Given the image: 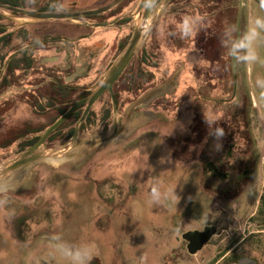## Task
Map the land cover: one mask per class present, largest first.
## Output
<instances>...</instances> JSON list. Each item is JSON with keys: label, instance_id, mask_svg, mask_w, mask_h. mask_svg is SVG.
I'll list each match as a JSON object with an SVG mask.
<instances>
[{"label": "rangeland", "instance_id": "374dc122", "mask_svg": "<svg viewBox=\"0 0 264 264\" xmlns=\"http://www.w3.org/2000/svg\"><path fill=\"white\" fill-rule=\"evenodd\" d=\"M46 1L27 0L33 6H41ZM109 1L58 0L59 8L64 9H91ZM135 1L122 0L112 8H117V13L123 14L131 9ZM244 1L249 3V32L258 33L255 40L248 45V55L255 53L257 59L254 62L245 60L241 63L242 68L247 69L246 85L254 104L250 107L247 95L235 85L230 97L229 111L233 118L227 115V106L224 111L219 112L224 116L219 115L217 119H230L226 121L230 122L231 132L234 133L232 140L225 146H229L233 151L231 163L234 165L231 167L228 164L231 167L227 173L228 177H220L224 176L221 170L215 175L207 174L210 176L209 182L219 183V188L211 190L200 185V166L193 157L195 155L184 154L178 140L171 139L174 135L184 132L187 123L184 117L186 123L178 118L166 128L162 126V133L167 129L170 135L167 142L164 140L166 144L162 143V138H153V133L144 127L143 131L140 129L134 134L132 132L121 145L109 144L94 149L84 160L62 165H36L27 176L28 183L30 186L34 184L36 192L26 198V203L0 193V264H74L75 251L83 247H87L91 252L86 264H211L213 258L224 251L225 255L241 253L242 256L256 258V264H264V207H261V214L259 211L255 214L259 206V196L264 191V25L256 27L257 22L264 23V0ZM163 8L158 12L156 19ZM108 12L86 16H110ZM121 15L118 24L95 28L99 31L110 28L114 35L116 32V40L106 46L103 63L98 61L104 53V43L95 45L94 54L97 60L92 63L88 75L82 79L83 82L89 83L91 88L98 83L101 74L123 48L117 45L118 42L123 40L125 45L130 36L132 18ZM128 18L130 20L126 28H113L126 26ZM1 22L8 26L11 24V29L17 28L28 33L30 36L26 43L29 40L32 43V48L28 45L30 48L26 54L34 59V68L29 69L27 73L23 70L15 72L11 77L24 79L25 86L39 81L41 77L36 73L35 67L38 64L35 58L40 52L35 48L36 42L45 32L55 33L60 25L58 23L63 21H38L13 26V22L5 17ZM177 23V19L172 16V21H164V18L160 17L155 26L152 25V31L150 29L136 55L145 47L150 58L156 63L152 68L156 78L146 84L139 80L141 87L138 93L130 95L122 92L124 101L137 95L140 97L146 90L157 85L159 76L175 69L180 70L181 64L188 70H195V46L189 44L181 47L177 35L166 33L167 27L178 33L180 25ZM22 44L17 38L11 42L14 46ZM44 87L46 86L43 85L38 90L44 93ZM26 88L28 91L25 93L34 98L31 91L33 88ZM243 96L248 110V114L244 113V118L245 108L240 102ZM107 100L105 95L96 102L93 107L96 115L99 116L101 106ZM24 102L22 100L20 104L1 114L0 141L3 136L8 139L19 132H33L48 125L57 114L54 109L35 111L28 100ZM168 103L169 99H165L161 106L164 107ZM190 104L193 107L197 105L195 102ZM181 107L185 109L187 103H181V106L178 104V110ZM105 124L106 128H111L110 119ZM218 125L217 128L221 129L222 123L219 122ZM103 129L97 119L93 127L95 132L79 137H89L94 133L100 135L99 131ZM59 134L48 144H43L44 147L49 149L67 146L70 140H65L63 131ZM103 151L105 153L100 155ZM15 156L12 155L6 160ZM90 156L91 159L87 161ZM221 159L222 157L219 161ZM248 165L252 168V178L250 181L245 178L239 180L240 170L246 172ZM81 167L86 169L77 170ZM112 183L118 185L114 186ZM98 185L104 195L113 196L111 202H108L111 199L106 201L101 196ZM154 191L157 193L155 200ZM39 208L42 210L40 223L44 226L40 229L43 234L39 236H33V229L19 232L20 229L12 226L13 222L5 224V218L9 215L29 212L35 216ZM50 218L54 221L59 219L53 224L54 227L47 229L45 222ZM205 221H210L216 227V232L201 249L189 254L181 234L191 226L200 227ZM30 224L31 222H27L26 227L30 228ZM43 230L51 232L46 233Z\"/></svg>", "mask_w": 264, "mask_h": 264}, {"label": "flooded vegetation", "instance_id": "af4514ba", "mask_svg": "<svg viewBox=\"0 0 264 264\" xmlns=\"http://www.w3.org/2000/svg\"><path fill=\"white\" fill-rule=\"evenodd\" d=\"M159 1L161 0H156V3ZM238 4L239 0H168L163 10L158 15L153 27L160 17L164 18V21L168 19L172 21V16L174 19H177V24L180 25L179 32L177 33L176 30H170V27H167L166 33L173 36L177 35L179 40L178 42L181 47L189 44H193L195 46V70H188L187 67H183L181 64V69L179 70L176 77V84L173 91L154 95L145 105L133 107V110H131L132 114H140L146 118V121L142 125H139L132 134H134L136 131H139L140 129L142 130V128L144 129V127H147V130L150 133H153V138H162L161 141L163 144L165 141L167 142V139L170 138V135L167 133V129H165L166 131L162 133L160 130L162 129V126H164L163 128H166L175 120H178V118L183 120L184 117L187 121L186 123L185 120H183V122L186 123L184 132L174 135L171 137V139L173 138L178 140V143L184 151V154L195 155L193 157L200 166L199 177H201L200 180L202 181L200 185L211 190H214L215 187L219 188L218 186H220V184H213L209 182L210 176L207 174L210 173L211 175H215L216 173L218 174L219 170H221L223 171L224 176L220 177H226L228 175L227 173L234 165V163H231L233 162V151L229 146L225 148V146L232 140L234 133L231 132L229 125L230 122L226 121L227 117L226 119H220L221 121L217 119L219 115H223L219 112L224 111V108L227 106V115L232 117L231 113H229L231 110L230 97L232 95V91L235 89V85H237L240 88V91L247 95V98H249V102H247L249 103L248 105L251 107L254 104L250 97L248 86L246 85L247 78L245 77V74L247 69L246 67L242 68L241 66V63L245 62L242 57L248 55L249 53L248 47L246 49L239 50L233 49L234 42L237 40L242 41L243 38L249 33L250 27L249 9H247L249 8V3L241 0L240 7ZM108 11V13L111 14L110 16H99L96 18L82 16L81 18L87 21L86 24H78L68 20H61L63 22L58 23V25H60L55 32L58 34L46 32L42 34L35 45L36 50L40 52V54L35 58L38 64L35 69L37 70L36 73L41 77V79L25 86V84H23L24 79L22 80L20 77H11L14 74H7L4 79L2 75L0 79V95L3 94L8 96H1L0 98V116L2 113L12 109L16 104H20L22 100L25 102L28 100L35 111L52 109L58 111L62 107V101L66 99H74V97L81 93V91H87L86 94H88L91 90V85L89 83L83 82L82 79H84V77L91 71L92 63L96 59V55L94 54L95 45L99 42L104 43V53L100 55L98 61V63H103L102 60L105 55V51L107 50L106 46H110V43H114L116 40L115 32L114 38L109 44L106 43L107 41L104 42L100 38V34L105 30L99 31V29L92 28L88 24L100 21H110L116 18L117 20L115 23L118 24L120 21L119 15L122 13H117V8H112ZM129 20L130 18H128V23L126 26L113 28H118L119 30L126 28L129 24ZM169 25L172 26L171 23H169ZM109 29L110 28L107 30ZM43 31H45V29H43ZM21 33L22 37L17 38L19 39V42L25 38L29 39L30 35L28 33L23 31ZM150 34L151 33H149V35ZM192 37L194 38L192 39ZM121 41H119L117 44L118 46H121L120 48H122L124 45L123 40ZM26 48L27 47L25 46L22 47V49ZM9 55L10 58L14 56L15 58H21L23 61H21L22 63L20 64V68L15 69L14 73L21 72V67H24V64L27 60L31 61L32 65L30 69L34 68V59L32 56H28L27 54L21 55L19 52L16 54L10 53ZM131 60L114 81L111 86V90H105L90 105L86 117L81 122L76 133V138L80 135L95 132L93 127L96 125L97 119L104 128L102 131H99L100 134L110 131L113 128V101L117 112V124H120L122 118L126 116V109L130 107L135 99H137L138 95L131 97L128 101H124L122 92L133 95L138 93L140 90V88L137 86L138 74L131 65ZM180 61L182 62V59H180ZM172 72H174V70ZM172 72L159 76V80L156 81V84L165 81ZM154 77L156 78L153 72V76L150 81ZM130 78L131 81H133L129 83L128 80ZM238 80L239 84H237ZM43 85L46 86L44 87L46 90H44V93L41 90H38L39 87ZM27 86H31L33 88L31 91L34 93V98H32L30 95L28 96L25 93L28 91L26 88ZM36 89L38 91L34 92ZM176 91H178L177 94ZM105 95H107L108 100L102 104L101 113L98 116L95 114V112H93V107L96 102ZM165 99H169V103L163 107L161 104ZM192 101L197 104L195 107L190 104H193ZM240 102L245 108L244 110L242 109L244 118V113L248 114L244 96ZM181 103H187V107H185V109H182L181 107V109L178 110V104L181 106ZM77 108L80 109V114L78 116L79 118L84 109V104H79L73 111H75ZM193 108L195 109L192 110ZM106 113L108 114L107 117H105ZM77 119L72 124V132L67 138H65V140L69 141L73 135L74 124ZM109 119L111 120L110 129L105 127V123ZM219 122L222 123L221 129L217 128L219 126ZM82 125L84 126L83 128ZM69 127L71 126L68 125L65 128H62L55 137L60 135L59 133L62 131V135L64 137V133L68 131ZM216 130H220V134H217ZM157 132L162 134H157ZM34 134L35 131L29 133V135L23 131L19 132L12 138L10 137L6 139L5 136H3V139L0 141V163L12 155L15 156L18 152L27 147L24 146L20 148V145L25 143L27 139H29V137ZM47 138L44 141L45 145L48 144ZM239 138L243 140L241 136H239ZM127 139L128 137L121 142L114 144V146L121 145L122 143L126 142ZM104 153L105 151H103L100 155H103ZM241 156L242 155L239 157L241 158ZM91 157L92 156H90L87 161H89ZM220 157H222V159L219 161ZM228 164H230L231 167H229ZM85 169V167L77 168V170ZM240 175L241 177L239 180L245 178L246 181H250V178H252L251 166H249V169L246 170V172H241L240 170ZM204 177H206V179ZM104 181L107 180L104 179ZM113 185L117 186L118 184ZM197 185L198 184H196V186ZM98 189L99 193L105 198L106 201L110 199L111 200L108 202L112 201L113 196L110 197L104 195L99 185ZM35 192L36 187L33 184L29 188L21 189L19 191H15L14 193L7 192L4 194H6L9 198L13 197V199L15 198L26 203L28 201L26 198H30ZM13 201L16 202L15 200ZM41 211L39 208L36 211L37 214H34L35 216L29 212H19L18 214L9 215L7 218H5V224L9 225L13 222L12 226L20 229L19 232H22L26 229H33V236H39L40 234H43L42 230L40 229H43L44 227H42L40 223ZM58 219H55V221L52 220V218L48 219L45 222V227L47 229L54 227L53 224H56ZM27 222H31L30 228L26 227ZM207 223L210 224V221H205L203 225ZM203 225H201L199 228H194L195 226H191L186 230H200L202 229ZM43 231L46 233L49 232V230ZM182 240L184 241L185 246L186 241L184 239Z\"/></svg>", "mask_w": 264, "mask_h": 264}, {"label": "water", "instance_id": "95a60500", "mask_svg": "<svg viewBox=\"0 0 264 264\" xmlns=\"http://www.w3.org/2000/svg\"><path fill=\"white\" fill-rule=\"evenodd\" d=\"M121 1L122 0H110L102 6L91 9L55 8L50 10L22 8L0 2V16L10 19L13 22V26L50 20H69L79 24H86L87 21L82 19V16L106 12ZM167 1L168 0H161L156 3V0H136L131 9L121 15L122 17H131L133 21L132 31L123 48L115 56L108 68L104 70L100 80L91 88L88 94L75 100L51 124L42 129L36 141L18 152L15 157L0 163V193L15 192L29 188L31 184L28 183L29 178L27 176L29 171L36 165L43 163L62 165L72 161L84 160L94 149L124 140L139 125H142L146 121L145 116L131 113L133 107L145 105L154 95L173 91L179 69H175L165 81L146 90L138 97L137 100L126 109L127 114L122 118L120 124H117V112L113 101V128L110 131L100 135L94 133L89 137H75L81 122L86 117L90 105L105 90H111L114 81L129 63L131 58L136 55L141 48L148 32L156 20L158 12L164 7ZM240 3L241 0H239V7ZM116 20L117 18L110 21L89 23L88 25L92 28L110 27L115 25ZM6 27L9 29L11 28L10 25ZM9 58L10 55L0 68V79L5 72ZM1 96L7 97L8 95L1 94L0 98ZM79 104H84V109L74 124V131L70 138V143L65 147L45 148L43 144L47 136L58 127ZM215 232L216 227L213 224H206L200 230L192 229L182 232L181 237L186 241L185 247L187 252L189 254L197 252L204 243L210 240ZM237 264H256V261L251 257L242 256L238 259Z\"/></svg>", "mask_w": 264, "mask_h": 264}, {"label": "trees", "instance_id": "16d2710c", "mask_svg": "<svg viewBox=\"0 0 264 264\" xmlns=\"http://www.w3.org/2000/svg\"><path fill=\"white\" fill-rule=\"evenodd\" d=\"M0 2L2 3H6L12 6H16V7H22V8H33V9H41V10H50V9H55V8H59L60 4L58 2V0H47L43 5L41 6H33L30 5L27 0H0ZM5 17L0 16V53H1V60H0V68L3 64V62L6 60L7 56L10 53L16 54L17 52H19L21 55H26L27 51H28V45L32 44L29 40V42L26 43V41L28 40V38L22 39L20 43H23L21 46H14L11 45V42L14 38H20L22 37V34L20 33L21 30L20 29H9L7 28L5 23L1 22L2 19H4ZM11 25V24H10ZM26 46V49H22V47ZM6 48V49H5ZM22 49V50H21ZM151 56L147 53V51L145 50V47H143L139 53V55H135L132 60H131V65L134 67L135 71H137L138 74V81H142L145 84L148 83L150 81V79L153 76V72L154 70L152 68H154V66H156V63L153 62L152 58H150ZM20 60V61H19ZM21 58H15L14 56H12L6 66L5 72L3 74V79L6 77L7 74H14V70L17 68H20V64L23 62H21ZM31 61L27 60L24 64V67H21V69L23 71H25L26 73L28 72V70L31 67ZM129 83L132 82L131 78L128 80ZM136 84V83H135ZM137 86L140 88L141 85L138 83ZM87 93V91H81V93L77 94L74 99H66L64 101H62V107L57 111L56 116L51 120L50 123H52L59 115H61L71 104L74 100L82 98L83 96H85V94ZM108 113V112H107ZM105 115V117H107V114ZM80 114V109L77 108L75 111H73V113L61 124L59 125L53 132H51L47 138V141H52L53 139H55L56 134L66 125H70L71 127H69L68 131L66 133H64V138H67L70 133L72 132L73 128H72V124L73 122L78 118ZM49 123V124H50ZM47 126V125H45ZM45 126H41L39 128H37L35 131V134L30 136L29 139H27V141L23 144L20 145V148L24 147V146H28L31 143H33L34 141H36V139L39 136V133L41 132V130L45 127ZM84 126L82 125V128ZM81 128V129H82ZM28 132L27 134L29 135ZM259 206H257V209L255 211V214L259 211V214H261L262 212V206L264 207V191L260 194L259 196ZM225 251L221 254H217L215 256V258H213L211 264H237V261L240 257H242L241 253H231V254H226L225 255ZM255 261H257L256 258Z\"/></svg>", "mask_w": 264, "mask_h": 264}, {"label": "clouds", "instance_id": "9594fccd", "mask_svg": "<svg viewBox=\"0 0 264 264\" xmlns=\"http://www.w3.org/2000/svg\"><path fill=\"white\" fill-rule=\"evenodd\" d=\"M262 25H264V23L262 22H257L256 23V27H261ZM258 35V33L256 31H250L244 38L243 40H237L234 42L233 44V49L234 50H239V49H246L248 47V45L255 40L256 36ZM242 59L250 61V62H254L257 57L255 55V53L243 56ZM217 134H220V130L217 131ZM157 197V193L154 191L153 192V198L154 200ZM91 255L90 249H88L87 247H83V248H79L75 251L74 256H73V260H74V264H86V261L89 259Z\"/></svg>", "mask_w": 264, "mask_h": 264}, {"label": "crops", "instance_id": "0c3cea01", "mask_svg": "<svg viewBox=\"0 0 264 264\" xmlns=\"http://www.w3.org/2000/svg\"><path fill=\"white\" fill-rule=\"evenodd\" d=\"M101 36H100V38L105 42V41H107L106 43H110L111 42V40L114 38V32L112 33L111 31H109V30H105L104 32H102L101 34H100ZM207 224H209V223H207ZM211 224V223H210ZM206 225V224H205ZM204 226V225H203ZM194 228H199V227H194Z\"/></svg>", "mask_w": 264, "mask_h": 264}]
</instances>
